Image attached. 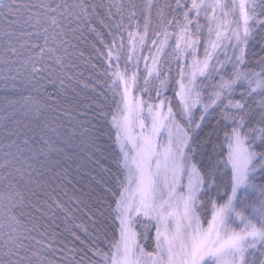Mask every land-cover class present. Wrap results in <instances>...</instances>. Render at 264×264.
<instances>
[{
    "label": "snow or ice",
    "instance_id": "obj_1",
    "mask_svg": "<svg viewBox=\"0 0 264 264\" xmlns=\"http://www.w3.org/2000/svg\"><path fill=\"white\" fill-rule=\"evenodd\" d=\"M0 264H264V0H0Z\"/></svg>",
    "mask_w": 264,
    "mask_h": 264
},
{
    "label": "trees",
    "instance_id": "obj_2",
    "mask_svg": "<svg viewBox=\"0 0 264 264\" xmlns=\"http://www.w3.org/2000/svg\"><path fill=\"white\" fill-rule=\"evenodd\" d=\"M69 102H71V101H69Z\"/></svg>",
    "mask_w": 264,
    "mask_h": 264
}]
</instances>
